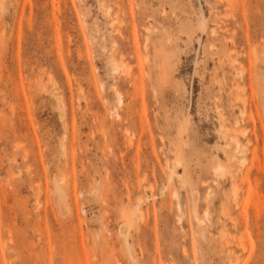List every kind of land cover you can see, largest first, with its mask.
I'll return each instance as SVG.
<instances>
[{"label":"rangeland","instance_id":"1","mask_svg":"<svg viewBox=\"0 0 264 264\" xmlns=\"http://www.w3.org/2000/svg\"><path fill=\"white\" fill-rule=\"evenodd\" d=\"M0 264H264V0H0Z\"/></svg>","mask_w":264,"mask_h":264},{"label":"bare ground","instance_id":"2","mask_svg":"<svg viewBox=\"0 0 264 264\" xmlns=\"http://www.w3.org/2000/svg\"><path fill=\"white\" fill-rule=\"evenodd\" d=\"M226 1H227V0H226ZM229 4H230V3H229ZM227 6H228V5H227ZM222 23H223V22H222ZM230 59H231V58H230ZM231 60H232V59H231ZM235 61H236V60H235ZM250 77H251V76H250ZM240 151H241V149H240ZM241 152H242V151H241ZM239 153H240V152H239ZM235 192H236V191H235ZM235 192H234V193H235Z\"/></svg>","mask_w":264,"mask_h":264}]
</instances>
